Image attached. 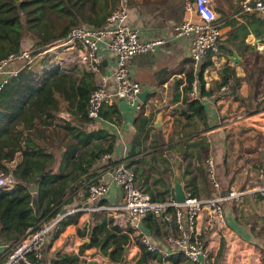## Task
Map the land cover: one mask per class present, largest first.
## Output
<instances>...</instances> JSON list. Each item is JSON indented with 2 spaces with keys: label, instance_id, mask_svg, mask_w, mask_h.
<instances>
[{
  "label": "crops",
  "instance_id": "0c3cea01",
  "mask_svg": "<svg viewBox=\"0 0 264 264\" xmlns=\"http://www.w3.org/2000/svg\"><path fill=\"white\" fill-rule=\"evenodd\" d=\"M211 5L217 15L220 43L225 48L210 56L203 71L204 89H213L211 94L200 97L206 112V127L197 118L185 119L180 113L186 75L192 70L194 74L199 71L195 72L189 57L188 40L175 37V26L191 15L185 10L184 0H128L129 23L139 29L140 38L164 39L154 52L137 54L130 63L131 77L140 82L143 89L153 91L144 102L138 100L130 104L125 100H114L104 104L102 109L116 104L120 120L109 123L100 118L84 124L83 128L88 131L102 128L107 133H116L111 159L125 156L124 161L129 160L136 185L151 197L174 199L170 184L175 181V176H179L185 192H193L201 199L224 196L231 189L241 191L239 198L220 202L224 224L218 221L210 207L203 206L195 220V228L213 262L264 264V196L257 193V188L264 183V128L258 123L259 116L264 114V20L243 13L240 0H211ZM31 46L30 39H23L21 49ZM99 50L100 72L109 77L114 70L115 57L106 46ZM59 51L68 55L60 47L49 52L59 56ZM233 54L238 62L231 59ZM56 55L54 58L58 62L60 58ZM65 56L61 58L68 63L64 68L73 64L83 66L72 58L66 60ZM226 65L231 66L239 77L238 87L235 89L230 85L228 96L215 98L219 91L216 87L219 72ZM94 81H97L95 74ZM157 108L162 110L155 111ZM159 112L161 124L156 127L155 118ZM58 115L70 117L64 110ZM138 115L151 116L152 124L148 125L146 137L138 136L141 150L133 155L129 151L136 135L134 119ZM235 116L246 119L226 127L224 123ZM108 142L107 138L101 137L88 147L106 146ZM209 155L215 162L217 189L212 187L207 176L205 158ZM19 156L20 153H16L12 166ZM110 157H103L93 166L94 178L108 183V192L96 200L85 197L84 184L70 192L66 196L70 201L63 208L74 211L67 213L64 219L76 213V220L62 226L57 233L48 234L40 248L41 258L36 263L51 264L56 256L68 254L98 264H192L174 252L167 242V236L174 230L170 215L149 214L141 220L142 230L161 246V252H152L156 256H150L131 234L125 211L96 210L99 206H113L122 201V191L110 180L112 166L102 168ZM181 216L187 225L185 208ZM102 219L108 227L117 224L123 231L130 230V243L118 260L105 256L95 246L84 245L90 241L93 227ZM1 244L0 263L3 257Z\"/></svg>",
  "mask_w": 264,
  "mask_h": 264
},
{
  "label": "trees",
  "instance_id": "16d2710c",
  "mask_svg": "<svg viewBox=\"0 0 264 264\" xmlns=\"http://www.w3.org/2000/svg\"><path fill=\"white\" fill-rule=\"evenodd\" d=\"M125 1L128 5V0ZM120 2L0 0V59L18 52L23 39L28 38L32 42V61L21 63L17 75L0 88V172L10 174L14 181L12 189H0L2 244L21 240L43 221L61 213L63 206L70 201L66 196L80 185L84 184L85 197H88L87 184L98 182L94 178L96 173L93 166L103 157L111 156L116 133H107L102 128L89 131L83 128L84 124L95 121L86 115L88 97L96 85L94 74L78 64L61 67L54 58L56 54L43 51L66 39L74 26H100ZM245 14L264 20V17L254 13ZM220 39L219 50H222L225 46L220 43ZM210 56L207 54L197 74L193 70L187 73L180 111L185 119L197 118L204 127L207 126L206 112L200 97L213 92V89H204L203 80V71ZM219 77L217 89L226 83H230L232 88L238 87L239 77L231 66H223ZM195 79L199 99L189 101V92ZM63 110L70 114L68 119L59 117L58 113ZM161 110L157 108L155 111ZM100 118L109 123L119 121L120 111L116 104L101 109ZM151 120V116L147 115L135 117L136 135L129 154L135 155L141 150L138 136H147ZM101 137L109 140L106 146L96 144L94 148L88 147ZM16 153H20V156L12 166ZM121 161L110 157L102 168ZM128 161L125 162L130 164ZM37 179V192L32 193L28 185ZM190 194L195 196L193 192ZM34 198L36 207L33 205ZM150 198L153 201L165 200L164 197ZM77 215L75 213L69 219L64 217L61 227L75 221ZM129 233V229L123 231L117 224L108 227L106 220L102 219L93 227L89 234L90 241L84 245L95 246L105 256L118 260L124 254L125 246L130 243ZM139 246L150 256H156V253L146 252L142 244ZM29 259L34 261V255L30 254ZM51 264L98 263L61 254Z\"/></svg>",
  "mask_w": 264,
  "mask_h": 264
},
{
  "label": "built area",
  "instance_id": "2783aa9c",
  "mask_svg": "<svg viewBox=\"0 0 264 264\" xmlns=\"http://www.w3.org/2000/svg\"><path fill=\"white\" fill-rule=\"evenodd\" d=\"M184 6L186 12L191 15L175 26V37L188 40L189 57L197 72L207 54L214 55L218 52L221 32L211 0H184ZM240 7L242 12L264 17V0H240ZM163 42V38L141 39L139 29L129 23V9L126 1L121 0L100 26L87 24L74 26L69 30L66 39L43 53L60 47L67 51L68 55H64L66 60L74 59L97 76L95 88L88 97L86 115L89 119L99 120L100 111L106 103L125 100L127 103L134 104L138 101L137 94L143 88L140 82L131 77V60L137 54L154 52ZM101 46H106L110 54L115 57L114 70L109 77L100 72L102 58L99 49ZM31 61L30 48L20 49L0 59V88L17 75L21 63ZM63 64L65 66L68 63L63 61ZM229 91L230 83L223 84L215 94V98L228 96ZM195 99H199L196 79L192 82L188 100ZM242 119L245 120L246 117L235 116V118H229L224 125L227 127ZM258 123L259 127L264 128V114L259 116ZM106 157L108 156L104 158ZM124 158L125 156L120 159L121 162L110 169L111 182L122 191L121 203L113 206H99L96 210L125 211L131 234H134L137 242L151 253L161 252V246L153 242L142 230L141 220L148 214L170 215L173 218L174 230L167 236V242L173 247V251L181 254L186 261L192 264H204L205 262L217 264L213 262L211 254L199 237L195 228V220L203 206H208L218 221L224 224L220 202L224 199H237L242 192L231 189L224 196H213L206 199L185 192L186 198L183 202H177L175 199L153 201L146 191L136 185L134 173ZM205 166L210 184L217 189L219 182L212 156L205 158ZM13 186L14 181L10 174L0 172V189L9 190ZM86 189L88 199L96 200L108 192L109 184L100 181L90 182ZM257 193L264 196V183L257 188ZM183 208L186 210L187 225L181 219ZM70 211L74 210H66L48 221H43L36 230L13 244H1L3 257L0 264H18L20 261L35 264L41 258L40 248L48 234L57 233L60 230L62 219ZM30 254L34 255V261L29 259Z\"/></svg>",
  "mask_w": 264,
  "mask_h": 264
},
{
  "label": "water",
  "instance_id": "95a60500",
  "mask_svg": "<svg viewBox=\"0 0 264 264\" xmlns=\"http://www.w3.org/2000/svg\"><path fill=\"white\" fill-rule=\"evenodd\" d=\"M231 59H233L236 62L239 61V59L235 56V54H233ZM152 91H153L152 89H143V90H141L137 94L138 100L141 101V102H144L145 99H146V96L149 93H151ZM232 93H234V89H232ZM160 124H161V113L159 112L157 114V117L155 118V126L159 127ZM38 180L39 179L35 180V182H33L32 184L28 185V189H29L30 192H32V193H36L37 192ZM170 187H171V189H172V191L174 193V199L177 202H183L185 200V198H186V195H185V191L183 189V185H182V182H181L179 176H175V181L170 184ZM33 205L35 207L37 206L36 198L33 199ZM65 211H66V209L63 208L61 210V213L65 212ZM36 215L38 216V211L36 212ZM84 241H88V239H84ZM126 247H125V249H127ZM19 264H28V263H26L24 261H20Z\"/></svg>",
  "mask_w": 264,
  "mask_h": 264
},
{
  "label": "rangeland",
  "instance_id": "374dc122",
  "mask_svg": "<svg viewBox=\"0 0 264 264\" xmlns=\"http://www.w3.org/2000/svg\"><path fill=\"white\" fill-rule=\"evenodd\" d=\"M27 49H29V48H27ZM59 53V56L58 55H56L57 57H59L60 58V61L58 60V63L61 65V67H64V64H63V61L61 60V58H63V54L59 51V52H57V54ZM61 54V55H60ZM52 57H54V56H52ZM74 60V59H73ZM75 61V60H74ZM62 63V64H61ZM97 83V82H96Z\"/></svg>",
  "mask_w": 264,
  "mask_h": 264
}]
</instances>
